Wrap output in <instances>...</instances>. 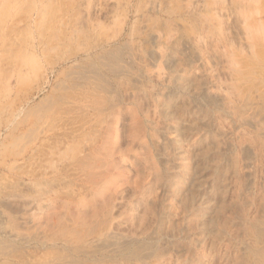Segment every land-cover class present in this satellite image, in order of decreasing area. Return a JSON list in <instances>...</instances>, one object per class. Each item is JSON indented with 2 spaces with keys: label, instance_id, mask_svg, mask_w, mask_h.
<instances>
[{
  "label": "rangeland",
  "instance_id": "rangeland-1",
  "mask_svg": "<svg viewBox=\"0 0 264 264\" xmlns=\"http://www.w3.org/2000/svg\"><path fill=\"white\" fill-rule=\"evenodd\" d=\"M0 264H264V0H0Z\"/></svg>",
  "mask_w": 264,
  "mask_h": 264
}]
</instances>
